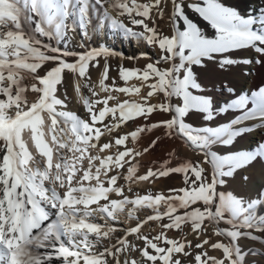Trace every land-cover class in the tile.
Wrapping results in <instances>:
<instances>
[{
    "label": "snow or ice",
    "instance_id": "6c2138e0",
    "mask_svg": "<svg viewBox=\"0 0 264 264\" xmlns=\"http://www.w3.org/2000/svg\"><path fill=\"white\" fill-rule=\"evenodd\" d=\"M253 63L264 6L0 0V264H264V86L228 79Z\"/></svg>",
    "mask_w": 264,
    "mask_h": 264
},
{
    "label": "rangeland",
    "instance_id": "374dc122",
    "mask_svg": "<svg viewBox=\"0 0 264 264\" xmlns=\"http://www.w3.org/2000/svg\"><path fill=\"white\" fill-rule=\"evenodd\" d=\"M115 14V13H113ZM74 39L78 42L79 41V36H75ZM100 42H104L106 43L109 47L111 48H114L116 51L118 52H122L124 54L125 57H128V56H136L139 54V52L141 51H145V52H149L151 53L152 50L147 48L143 43H139V44H136V47H134L133 44L129 43V42H126V41H122L120 38L118 37H113L112 35H104V36H101V37H93V44H97V43H100ZM126 44H129L130 47H132L133 49V53H131V51H128L126 50ZM119 61L116 59V58H110V64L112 65V68H113V71L110 73L112 76H115L116 75V71H115V68H116V65ZM123 63L125 66H128V67H131V66H134V64L138 65V66H143L146 61L141 59L139 61H131V60H127V59H124L123 60ZM96 71L93 70L92 72V78L93 80L95 79V76H96ZM71 89L69 88V91ZM71 93V92H70ZM123 98V97H121ZM72 106V105H71ZM179 151L181 154H184V155H191V153H189L185 148L183 149L182 147L179 148ZM160 153L157 152L156 154L154 155H159ZM152 157H144L143 159L144 160H149L151 159ZM146 167V165H145ZM141 171H143V168L141 169ZM179 182V179L178 178H173L172 180H158L156 181V183L154 185H151V187L153 188V190H161V189H166L167 186H175L176 184H178ZM150 187V185L148 184H145L144 186H142L141 188H148ZM145 213H140V215H144ZM154 227V225H149L145 228V231H150L151 228ZM176 233H170V235H175ZM242 244L244 243H249V241H241ZM257 247H260L259 244L256 245Z\"/></svg>",
    "mask_w": 264,
    "mask_h": 264
},
{
    "label": "bare ground",
    "instance_id": "6f19581e",
    "mask_svg": "<svg viewBox=\"0 0 264 264\" xmlns=\"http://www.w3.org/2000/svg\"><path fill=\"white\" fill-rule=\"evenodd\" d=\"M224 2L227 5L238 9L242 14H247L250 10L264 6V0H224ZM134 47H136V44ZM126 50L133 53V49L129 44H126ZM239 55L253 56L254 54L251 52V50H246L239 53ZM248 70L250 74L244 76L241 74V70L239 68L235 69L232 73L228 74V79L232 81L238 88L243 87L244 89H254L258 88L259 86H264V63H253L251 66H248ZM96 79L97 74L94 80ZM71 107L77 108L78 105L74 103ZM253 135L258 136L259 133H254ZM144 185L145 184H141L140 187Z\"/></svg>",
    "mask_w": 264,
    "mask_h": 264
}]
</instances>
